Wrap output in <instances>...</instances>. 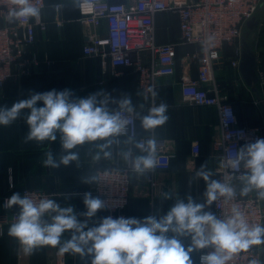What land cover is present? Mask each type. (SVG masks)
Here are the masks:
<instances>
[{
	"label": "clouds",
	"instance_id": "9594fccd",
	"mask_svg": "<svg viewBox=\"0 0 264 264\" xmlns=\"http://www.w3.org/2000/svg\"><path fill=\"white\" fill-rule=\"evenodd\" d=\"M40 12L31 0H12L7 19L9 23L38 20ZM148 91L157 95L151 87ZM110 103L117 108H110ZM168 109L165 102L151 107L139 117L141 127L154 131L164 126L169 120ZM134 112L130 96L117 100L102 90L86 97L77 96L70 88L29 90L26 98L0 105V127L23 119L28 129L23 143L45 145L59 140L63 154L57 159L52 151H45L41 161L43 167L59 169L73 162L79 166L80 156L75 150L85 143L99 142L97 147L105 158H110L112 154L107 149L119 137L128 136L125 113ZM227 114H231L230 110ZM136 146L142 154L132 158L133 171L140 175L154 171L159 166L158 140L149 138ZM123 156L128 160L132 153L127 151ZM222 164L232 173L245 170L239 174L241 197L255 192L258 200H264V138L243 144L233 158H222ZM194 176L205 183L202 199L167 193L165 199L174 201L169 209L143 218L98 216L108 205L106 199L91 191L74 194L81 197L84 205L85 210L79 212L74 205H62L48 196L36 197L29 190L13 192L2 205L5 210H16L7 235L26 255L52 247L59 255L79 256L82 261L90 260V264H195L194 253H201L199 264H228L234 255L254 245H264V223H250L235 205L223 218L211 211L213 203L221 198H236L237 191L231 183L213 178L207 161L196 168ZM81 183L98 184L99 179L95 175L83 176ZM191 183L189 180V187ZM206 249L210 251H202Z\"/></svg>",
	"mask_w": 264,
	"mask_h": 264
},
{
	"label": "crops",
	"instance_id": "0c3cea01",
	"mask_svg": "<svg viewBox=\"0 0 264 264\" xmlns=\"http://www.w3.org/2000/svg\"><path fill=\"white\" fill-rule=\"evenodd\" d=\"M39 19L45 24L35 28L36 41L25 47L26 55L37 58L39 64L30 75L13 76L0 86V105H11L13 102L27 97L28 91L44 92L51 89H72L77 96L103 91L113 99L130 96L136 111L139 136H154L159 142L161 151L171 153L170 169L155 174L156 195L149 194L148 172L140 175L131 173V197L125 212L129 217L143 218L149 215L164 214L174 201L165 199L167 193L185 197L191 194L202 199L205 183L195 178V170L207 161L213 178L220 179L217 168L220 165L219 153L215 150L213 140L219 134V115L215 106H194L183 102L181 95L182 76H197V66L185 60L193 45L181 44L178 48L179 59L176 73L157 80L155 92L150 97L141 92L138 75L134 66L113 68L109 60L99 56H86L84 46L91 36H103L107 33V23L102 20L95 26L84 20L91 7L80 0H44ZM179 15L160 12L155 18L157 40L160 43L177 41L180 38ZM2 24V20H0ZM258 55L264 58V46L258 43ZM226 54L223 52V55ZM228 54H231L229 52ZM258 56V57H259ZM143 57L146 58L145 54ZM225 61V55L223 56ZM184 59V60H183ZM223 70L222 66L218 71ZM120 72V73H115ZM234 104L242 124L262 126L264 129V111L255 95L241 80L234 81ZM257 87L264 96L258 82ZM161 102L168 104V122L154 131H146L141 127L140 116ZM112 109L116 104H109ZM28 129L23 119L9 127H0V215L5 211L2 207L4 199L23 187L42 188L58 192L57 200L62 205L71 204L76 211H83L84 205L80 196L75 193L91 191L92 185L81 183V177L96 175L101 168H106L115 161L122 166L132 163V158L141 155L137 142H129L122 137L119 144L113 143L107 149L110 158H105L97 143H85L78 146L79 166L76 162L59 169L43 167L41 161L45 151H52L58 159L63 154L59 140L37 145L34 142L25 144L23 137ZM200 143L199 154H194L193 145ZM131 151L132 156L125 160L123 153ZM99 154V159H97ZM189 180L192 181L189 187ZM10 182L12 187H10ZM65 196L71 198L65 200ZM214 203L211 206L213 211ZM103 210L98 216H108ZM9 225H5L0 234V264H55L62 257L65 264H90V260L82 261L79 256L59 255L56 248L44 247L32 255H26L17 242L7 235ZM66 234L65 238H67ZM199 253L192 259L197 264Z\"/></svg>",
	"mask_w": 264,
	"mask_h": 264
},
{
	"label": "built area",
	"instance_id": "2783aa9c",
	"mask_svg": "<svg viewBox=\"0 0 264 264\" xmlns=\"http://www.w3.org/2000/svg\"><path fill=\"white\" fill-rule=\"evenodd\" d=\"M91 7L84 17L86 22L99 26L105 20L108 26L103 36L90 37L84 46L86 56H99L109 60L113 68L134 66L138 75L141 92L153 97L148 91H154L157 80L176 73L179 59L178 48L181 44L193 45L185 60L197 66V76H182L180 86L182 100L194 106H215L219 115V134L214 138L215 150L219 153L220 165L217 168L220 180L231 183L237 191L234 200L223 198L214 202L213 212L223 218L230 214L235 205L250 223H263L264 212L262 200L256 198L255 192L246 197L239 195L242 187L239 173L230 172L223 164L222 158L230 159L235 150L245 143L257 138H264L262 126L242 124L227 93L221 89L216 79L218 67H223V51L226 46L235 50L230 57L235 81L241 80L239 72L241 58V35L245 22L254 14L262 0H80ZM40 8L45 6L44 0H31ZM12 7V0H0V86L13 76L30 75L32 69L40 62L37 58L26 55L25 47L36 41L35 26L42 29L46 26L32 18L9 23L7 16ZM178 14L180 38L177 41L160 43L157 40L155 18L158 13ZM264 27V22L261 27ZM261 35V32H260ZM260 38V37H259ZM145 54L146 58L143 57ZM259 56V55H258ZM184 60V59H183ZM259 84L264 92V58L258 57ZM115 73H120L116 72ZM230 110V115L227 114ZM129 120L131 142L145 143L154 136H139L136 111L125 113ZM122 137L118 138L119 144ZM155 138V137H154ZM194 154H199L200 143L193 145ZM171 153L158 148V167L148 172L149 194L155 196L158 171L170 169ZM132 163L122 166L118 161L96 172L98 184H93V195H101L106 199L109 215L127 216L125 210L131 197ZM29 190L36 197L48 196L57 199L58 192L42 188L23 187L19 192ZM9 197V196H7ZM6 197V198H7ZM16 210H5L0 215V234L5 225H9ZM203 252L210 249L202 250ZM197 264H199V256ZM261 264V245H254L249 250L236 254L228 264ZM55 264H65L58 257Z\"/></svg>",
	"mask_w": 264,
	"mask_h": 264
},
{
	"label": "water",
	"instance_id": "95a60500",
	"mask_svg": "<svg viewBox=\"0 0 264 264\" xmlns=\"http://www.w3.org/2000/svg\"><path fill=\"white\" fill-rule=\"evenodd\" d=\"M264 22V0L261 1L254 14L245 22L241 35V58L239 72L243 82L253 92L264 111V96L257 87L258 71V43L261 27ZM264 212V200H262ZM264 214V213H263ZM264 223V219H263ZM261 264H264V245H261Z\"/></svg>",
	"mask_w": 264,
	"mask_h": 264
},
{
	"label": "trees",
	"instance_id": "16d2710c",
	"mask_svg": "<svg viewBox=\"0 0 264 264\" xmlns=\"http://www.w3.org/2000/svg\"><path fill=\"white\" fill-rule=\"evenodd\" d=\"M259 45L264 46V27L262 28L261 35L259 38ZM234 51L235 50L233 49V47H230V46L225 47V49L223 51L226 53V54H224L225 55V61H224V65L222 67L223 70H220L217 72L216 79H217V82L220 85L221 89H223V91L225 93H227V95L229 96V101L232 102V104L234 105V107L236 109V105L234 104L235 75H234L233 66H231V64H230V57L233 56ZM229 52H231V54H228Z\"/></svg>",
	"mask_w": 264,
	"mask_h": 264
}]
</instances>
